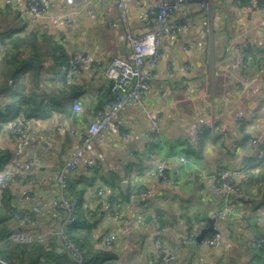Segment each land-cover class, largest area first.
<instances>
[{
    "label": "crops",
    "instance_id": "0c3cea01",
    "mask_svg": "<svg viewBox=\"0 0 264 264\" xmlns=\"http://www.w3.org/2000/svg\"><path fill=\"white\" fill-rule=\"evenodd\" d=\"M40 1L50 14L68 16L71 22L31 24L16 0H0V63L10 52V38L35 37L33 49L22 46L18 51L22 60L30 56L36 59L31 69L37 74H23L21 83L25 93L32 88L49 104L46 118L29 120V132L23 140L14 138L7 125L0 133V148L11 154L5 165L8 170L31 174L30 181L5 184L13 204L20 211L33 205L42 210L39 230L52 233L48 245L59 251L63 248L56 236L60 217L51 205L59 196L57 175L88 135L96 111L113 100L105 72L113 58L128 57L127 32L138 35L152 29L148 9L153 1L122 0L128 14L126 24L116 0ZM262 6L264 0H256L255 5L241 0L185 2L176 15L186 21L183 35L164 38L162 57L144 99L162 128L160 145L145 137L150 123L139 105L123 108L105 141L93 140L89 145L80 169L87 162L98 163L101 169L90 173L79 170L71 179L77 190H83L80 197L92 225L90 230L85 224L80 226V232L89 235L94 248H101V241L109 235H117L116 258L111 264H159L154 239L170 246L181 243L172 264H264V250L250 245L251 239L264 236V182H247L249 175L264 171V163L254 168L259 161L247 144L250 138L264 140ZM190 41L195 46L183 50ZM57 46L65 50L63 65L53 52ZM245 46L248 67L243 70L236 58ZM75 55L85 61L81 74L71 79L63 75L62 68ZM74 105L82 110L74 111ZM210 125L214 132H205L198 142L197 129ZM180 155L187 157L186 166L180 163ZM160 162L165 163L172 185L149 175ZM218 169L238 173L240 195L225 200L214 189ZM101 188L104 196L98 195ZM127 191H149V195L135 204L122 200ZM115 200L123 202L119 219H115V208L107 206ZM148 217H152L149 222ZM259 217H263L261 222ZM213 218L219 233L205 237H219L213 246L187 242L190 233L198 237L208 229ZM13 225L32 229L16 220ZM162 227L164 233L160 232Z\"/></svg>",
    "mask_w": 264,
    "mask_h": 264
},
{
    "label": "built area",
    "instance_id": "2783aa9c",
    "mask_svg": "<svg viewBox=\"0 0 264 264\" xmlns=\"http://www.w3.org/2000/svg\"><path fill=\"white\" fill-rule=\"evenodd\" d=\"M117 7L121 11V20L123 23H127L128 14L126 6L122 0H116ZM148 13L152 18V29L142 34H133L127 32L126 40L130 47V53L126 59L113 58L110 62L108 69L105 72L106 78L111 83V90L114 94L112 101L107 103L104 108L96 111L94 120L88 128V135L84 137L79 149L71 156V158L64 164L60 172L57 175L56 183L59 190V196L52 202V208L59 215V228L56 231V236L63 246L62 250L66 251L69 256L76 262V264H82L84 257L83 252L79 246H77L73 240H71L66 229L69 224L74 222L75 214L78 209V203L72 200L67 195V189L69 181L73 179L79 170H83L85 173L92 171L97 172L101 169V165L98 163L87 162L82 169H80V163L82 157L88 151L89 145L93 140H97L99 143H103L106 139L108 131L112 128L114 122L119 116V112L129 105H139L142 107L143 113L150 123V130L145 134V137L150 140L154 145H160L162 128L156 117H154L144 105V99L150 89V82L154 75L155 69L162 57V46L165 37H180L185 30L186 21L183 19H177L176 15L181 6L189 0H152ZM248 1L249 4L255 5L256 0H241ZM16 2L22 7L23 14L31 24H35L39 21H48L54 25L63 23L69 24L71 22L68 16H60L50 14L48 9L40 0H16ZM204 9H207V2L203 1ZM260 11L264 13V6L260 8ZM65 44L64 40H61ZM195 46L194 41L188 42L183 46V50H187L189 47ZM248 47H242L238 50V56L236 63L241 69H247L246 52ZM85 58L82 56H73L69 59L66 65L62 68L64 76H68L71 79H76L82 71ZM185 69H188L186 66ZM171 72L172 67H168ZM82 108L79 105H74V111L79 112ZM119 129V126H115ZM214 132L212 125L206 127H200L197 129L196 140L199 142L202 135L205 132ZM29 132V120L24 118H18L10 124V134L17 140H23ZM247 144L252 153L253 158L256 161H260L264 158V140L257 138H250L247 140ZM133 155V153H131ZM180 163L186 166L189 161L184 155L178 157ZM149 175L152 178L159 179L165 185H172L171 179L166 172V166L164 162L157 163L149 171ZM30 172L13 173L12 171L4 168L0 172V188L5 184L14 185L19 180L30 181ZM203 177V176H202ZM238 173L231 172L224 169H218L213 177L214 189L220 193L221 197L228 200L232 196L241 194V185L237 180ZM176 187V186H175ZM99 196L105 195V190L101 188L98 191ZM149 195V191H141L132 195L131 201L135 204H139L145 197ZM108 207H113L117 211L115 219H119L120 212L123 208V202L115 200L113 202H107ZM228 211V207L225 209ZM42 210L33 205L26 211H14L12 212V219L15 221L24 222L32 226L31 230L16 229L11 235L10 240L15 244L31 245V244H47L51 239L52 233L48 231L39 230V218ZM222 217V214H219ZM263 217L258 218V222ZM142 223V219L139 220ZM159 218H155V223L158 225ZM246 227L250 224L247 220L244 221ZM165 228H161L160 232L164 233ZM197 238V234L190 233L187 237V242H194ZM219 237L216 236L212 239H204L202 243L213 246ZM118 241L117 235L111 234L107 238L101 241V248L104 250H113ZM153 245L158 248L160 253L159 264H172L176 261L177 252L181 249V243L175 246L164 245L159 239L153 240ZM250 245L260 250L264 247V237L253 238L250 240ZM58 252V251H57ZM0 264H12L7 258L3 256L0 250ZM103 264H111L108 260Z\"/></svg>",
    "mask_w": 264,
    "mask_h": 264
},
{
    "label": "trees",
    "instance_id": "16d2710c",
    "mask_svg": "<svg viewBox=\"0 0 264 264\" xmlns=\"http://www.w3.org/2000/svg\"><path fill=\"white\" fill-rule=\"evenodd\" d=\"M35 40V37H31V39H9L10 52L3 56L0 63V78L2 80L0 95L4 96L2 97L3 101L0 102V133L7 125L18 118L31 120L47 117L48 113H46L45 109L48 108L49 104L45 98L41 94H37L32 88H30L28 93H25L26 87L21 83L22 75L25 73H30L32 77L34 73L36 76V71L31 69V64L36 59L30 56L22 60L20 59L22 53L18 50L22 46H31L33 49L35 47ZM14 50H17V53ZM53 52L57 56L58 62L62 65L65 64L66 55L64 48L61 46L53 47ZM34 56L39 55L36 54ZM9 81H11L10 84ZM10 157L11 154L7 150L0 148V172L3 170V166L10 160ZM263 163L264 158L254 168L259 169ZM261 181L264 182L263 170L259 171L256 175H249V179L247 180L248 183L255 182L257 184H260ZM69 184L67 195L70 199L77 201L78 209L74 222L68 225L66 231L71 240L83 252L85 251L83 253L84 260L82 264H103L108 260L115 259L116 255L113 250L94 248L89 235L83 233V231L80 232V226L85 224L90 230L92 225L88 223L87 210L83 207V199L80 197V193L83 190H77L76 183L72 180L69 181ZM134 194L137 193L127 191L122 196V200L131 202V197ZM12 198V193L8 186L4 185L0 188V250L3 256L12 264H76L66 251L57 252L55 248L49 247L47 244L20 245L10 240V235L17 229L13 225L12 212L18 210L13 204ZM157 217L159 218L158 223H160V217ZM260 250H264V247Z\"/></svg>",
    "mask_w": 264,
    "mask_h": 264
},
{
    "label": "water",
    "instance_id": "95a60500",
    "mask_svg": "<svg viewBox=\"0 0 264 264\" xmlns=\"http://www.w3.org/2000/svg\"><path fill=\"white\" fill-rule=\"evenodd\" d=\"M74 117L76 114H73ZM125 186V185H124ZM152 217H148L147 218V222L151 221ZM217 219L213 218V219H209V223H210V227L208 229H205L203 231H201V233L198 235V237L196 238L197 243H201L206 235L208 233H213V234H218L219 232L215 229V223H216Z\"/></svg>",
    "mask_w": 264,
    "mask_h": 264
},
{
    "label": "rangeland",
    "instance_id": "374dc122",
    "mask_svg": "<svg viewBox=\"0 0 264 264\" xmlns=\"http://www.w3.org/2000/svg\"><path fill=\"white\" fill-rule=\"evenodd\" d=\"M7 163H8V162H7ZM5 164H6V163H5ZM4 166H5V165H4ZM4 166H3V169L6 168V166H5V167H4Z\"/></svg>",
    "mask_w": 264,
    "mask_h": 264
}]
</instances>
